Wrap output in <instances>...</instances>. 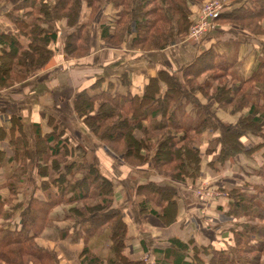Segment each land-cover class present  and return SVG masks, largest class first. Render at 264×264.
<instances>
[{
	"label": "trees",
	"instance_id": "trees-1",
	"mask_svg": "<svg viewBox=\"0 0 264 264\" xmlns=\"http://www.w3.org/2000/svg\"><path fill=\"white\" fill-rule=\"evenodd\" d=\"M205 1L21 0L9 13L18 33L0 36L4 50L9 47L2 57L5 62L0 61V74L4 75L0 85H11L48 65L53 56L50 45L57 42V25L62 21L73 29L64 41L68 57L90 53V26L106 5L112 6L113 13L100 26L104 42L116 46L131 37L134 50L162 51L188 37L193 9ZM214 20L264 34V0H246ZM220 38L215 43L220 46L235 41ZM220 46L203 51L179 72H159L141 95L113 92L109 87L101 90L95 85L92 92L78 93L74 101L86 128L120 162L132 168L147 164L166 180L165 184L148 181L134 189L135 196L143 198L140 213H150L166 224L176 219L180 198L176 183L190 182L193 187L200 176L199 138L203 132L216 133L207 148V155H215L210 164H224L260 150L264 159V62L260 61L249 78L241 79ZM214 104L233 114L248 108V113L236 124H225L217 117ZM249 136L259 140L256 148L247 149L242 142ZM62 137L63 133L58 137L54 132L43 138L38 129L33 148L25 139L12 141L11 170L0 176V191L10 194L0 193V264H61L57 248L39 246V239L59 247H82L80 264H144L125 254L128 225L114 200L113 180L95 162L73 159ZM4 164L0 162V169ZM246 175L258 183L214 188L226 195L224 217L231 220L233 247L198 248L193 242L173 239L168 249L153 251L159 260H165L160 263L264 264V162ZM64 205L70 209L54 215ZM49 229L55 230L54 236L45 235ZM104 239L106 244H99Z\"/></svg>",
	"mask_w": 264,
	"mask_h": 264
},
{
	"label": "crops",
	"instance_id": "crops-1",
	"mask_svg": "<svg viewBox=\"0 0 264 264\" xmlns=\"http://www.w3.org/2000/svg\"><path fill=\"white\" fill-rule=\"evenodd\" d=\"M20 1L4 0V3H0V36H14L18 33L19 28L11 20L9 13ZM112 13V6L106 5L95 17L90 27V53L79 58L65 54L64 41L73 29L69 30L65 21L58 23V39L50 45L53 56L48 65L0 90V162L5 163L0 169L3 172L0 176L11 170L8 162L13 157L12 141L25 139L29 148H33V138L38 129L43 138L56 132L58 137L63 133L62 138L74 144L77 141L82 145L87 144L82 137L85 135L82 133L84 123L80 122L74 108L78 93L84 90L92 92V88L97 85V89L101 90L109 87L113 92L141 95L149 80L159 72H179L198 54L199 48L189 44L187 40L172 44L162 51L150 52L132 49L129 41L116 46L109 45L101 39L100 26L109 20ZM238 37L246 42L243 45L247 48V54L243 56L244 62L234 69L241 79H246L264 58V38H250L245 34ZM213 42L211 38L203 42V50L213 47ZM232 43L233 41L229 42ZM6 49L0 43L2 63L5 62V58L2 60L4 51H9V47ZM213 106L217 117L225 124H236L242 114L248 113V108L233 114L217 108L216 104ZM214 138L216 133L211 130L203 132L199 138L203 159L200 183L202 180L208 181L213 189L235 186L249 180L246 173L263 164V150L251 155H238L235 160L224 164H210L215 155H207V148ZM90 140L89 144L99 147L93 149V155L99 161L101 172L115 184V201L123 211L128 225L125 254L130 259L143 261L144 257H149L153 264L156 257L153 251L168 249L173 239L184 243L193 242V246L198 248L207 246L217 250L225 249L227 243L232 242L231 220L224 217L228 209L226 199L219 197L204 201L196 194L190 182H178L176 185L180 190V198L177 200L176 219L172 223L166 224L150 213L141 214L139 207L143 198L135 196V187L148 181L165 184L166 180L150 170L149 165L132 168L120 162L102 143L100 147L96 138L91 137ZM242 142L247 149H252L256 148L259 140L249 136L243 138ZM87 157V154L76 155L73 159L84 160ZM222 170L226 171L225 174ZM237 170L241 175L236 174ZM154 208L160 211V208ZM145 248L148 249L147 252ZM65 255L64 262L76 264L73 263L75 257L72 258L68 251ZM186 261L192 263L190 258Z\"/></svg>",
	"mask_w": 264,
	"mask_h": 264
},
{
	"label": "rangeland",
	"instance_id": "rangeland-1",
	"mask_svg": "<svg viewBox=\"0 0 264 264\" xmlns=\"http://www.w3.org/2000/svg\"><path fill=\"white\" fill-rule=\"evenodd\" d=\"M3 1L4 0H2L1 2H3ZM245 2H246V0H206L203 4H200L198 6H195L194 9H193L194 12H193V15H192L193 24H192V26L190 28L188 37L187 38H184V39H179L178 41H175V42L171 43V45L172 44H176V43L181 42V41H186L187 40L189 44L191 43L194 47L199 48L198 50L200 52L198 51V54L193 59V60H195L196 57H198L203 51H206L207 50L205 47H204L205 49L203 50L202 46H203V42L207 41L209 38L213 39L214 42H213L212 45L213 46H216L217 48H218V46H220L219 44H215L216 43L217 36H219V37L221 36V38H220L221 41H224L226 39L233 38V39H235V41H233L232 44H228L227 45L226 43H223V45H221L220 47H222L224 49V51L226 52V54L228 56V59L230 61H232V62L235 63V68L237 69V67L240 66L244 62L243 56L245 54H247V51H246L247 48H246L245 45H243L246 42L244 43V40L241 39V38H239L238 35L245 34V35L249 36L250 38L262 39V38H264V34H261V33L258 34L256 32L254 33L252 31H249L248 29L242 30V29L239 28V26L237 24H232L230 22H217V21L214 20L215 18L214 19L211 18V15H210V13L208 12L207 9L210 6L212 8V5H215V10L219 14V13H221L223 11H228V10H232L234 8H237V7L241 6V4H243ZM7 3H9V1H7ZM216 4H217V6H216ZM6 7H7V4L4 5V8H6ZM37 7H39V6H37ZM9 8L10 7L8 6V9ZM37 10H38V8H36L35 12L33 11V13H36ZM29 11H31V10L29 9ZM22 13H24V12H20V14H22ZM93 21H92V23H93ZM204 22H206L208 24L207 27H205V31L202 32L201 36L198 39L192 38L191 36H192V33L194 32L193 31V28L196 27L195 25L198 26V24H201V23H204ZM92 23H91V25H92ZM261 27L264 30V21L261 22ZM69 30H70V28H69ZM214 33H216V34H214ZM131 39L132 38L129 37V39L128 38L125 39L124 42L129 41L130 42L129 45L131 46ZM205 39H207V40H205ZM262 50L264 51V46L262 47ZM136 51H141V50L138 49ZM142 52H150V51H145L144 50ZM75 58H79V57L76 56ZM262 60L264 62V58ZM245 62H247V60H245ZM190 63H188V64H190ZM234 71H235V69H234ZM4 73H5V76H7L5 70H4ZM3 76L4 75L0 74V79L3 78ZM227 80H229V79H227ZM9 86H10V84L2 83L0 85V90L1 89H4V88H7ZM78 119L80 120L81 123H83V120L81 118H79V116H78ZM82 127H83L82 133L85 134L82 137L85 138V142H87V144L85 143V145H82V144H80L77 141L78 143L75 142V144H77V145H75L74 142L72 143V141H67V143L69 144V148H68L69 150H67V151H69V154L70 153L73 154V157L76 156V155L84 156V155L87 154L88 157L85 158V159H87V161H89V162H95L96 166H98L100 168L99 161L98 160L96 161L94 159V155H93L94 154L93 153V149H95V148L97 149L99 147H95V146H93V144H89V143H91L90 142L91 141L90 138L91 137L92 138H96V137L91 134V132L88 130V128H86L85 125H83ZM96 142L101 147L100 140L97 139ZM123 149L124 148H122V151H123ZM97 152H100V151H97ZM59 159L61 160V158H59ZM68 159H69V161L72 160V158H68ZM52 162H53V160H52ZM52 162L50 161V163H52ZM164 170L167 171V168L164 169ZM225 172L226 171H223L224 174H225ZM240 172L242 173V171H240ZM2 173L3 172L0 171V175ZM236 174H240L239 173V170H237ZM200 175H201V173H200ZM200 178L201 177L199 176V178L197 179L196 185L193 186V188L196 190V194L197 195L199 194V191H202L201 193L204 196L203 197L200 196V195H198V196L199 197H202L204 201L210 200V199H215L217 197H222L223 199L226 198L225 193L218 192V191H214V189L212 188L213 185L210 182H208V181H204L203 182V180H202L201 183H200L199 182ZM248 179H250V178L248 177ZM0 181H3V179H1ZM245 181L248 182V183H258V181L256 179L245 180ZM23 184H24V182H23ZM239 184H242V183L239 182ZM253 186H255V184H253ZM19 189H22V185H21V187ZM0 193L3 196H5V197H9V195H10L9 192L6 191V190H1ZM206 193H213V196L210 199H208V198H206V196H207ZM68 197H69V194L66 196L65 199H67ZM115 199H116V197H115ZM99 202H101V199L99 200ZM68 209H70V207L65 206V205L64 206H60L58 209H55L54 210V212H55L54 215L56 213H60V215H62V214L64 215V212H67ZM238 223H240V222H238ZM59 226L60 227H63L64 225H59ZM237 229H238V227H237ZM54 232H55V230L49 229V230H47L45 232V235H48V236L49 235H53L54 236ZM106 242H107V240L104 239L103 242H100L99 244H103L104 245V244H106ZM36 243L39 246H44V247H47L48 249H54L55 250L57 248V252L59 254V257L61 255V258H60L61 264H67L66 262H64L66 260L65 252H67V251L71 254L72 258L75 257V262H73V263L80 264V261H78L79 259L77 257V253H80V250L82 249V247L70 246V245H67V244H63L62 246L59 247V246H56L53 243L45 242L44 239L43 240L39 239V240H37ZM227 244H228L227 245L228 247H233L234 242H231L230 244L227 243ZM192 257L193 256L191 254V258ZM201 257L205 258V256L203 254L201 255ZM149 260H150L149 257L148 258L147 257H144L143 263L144 264H148V263L151 264L150 263L151 260L150 261ZM162 260H164V259L161 258V260H159L158 257H155L153 259V262H155V263H153V264H162V263H160V261L162 262ZM170 261H168V264L171 263ZM68 264H69V262H68Z\"/></svg>",
	"mask_w": 264,
	"mask_h": 264
},
{
	"label": "built area",
	"instance_id": "built-area-1",
	"mask_svg": "<svg viewBox=\"0 0 264 264\" xmlns=\"http://www.w3.org/2000/svg\"><path fill=\"white\" fill-rule=\"evenodd\" d=\"M218 4V3H217ZM217 4H216V6H217ZM219 5V4H218ZM208 10V12L210 13V15H211V18H215L216 17V15L218 14V12L215 10V5H212V8H211V6L207 9ZM207 23L206 22H204V23H201V24H198V26L197 25H195L196 27H194L193 28V33H192V38H194V39H198L200 36H201V34H202V32H204L205 31V27H207ZM202 191H199V194L198 195H200V196H204V195H202V193H201ZM207 194V196H206V198H208V199H210L212 196H213V193H206Z\"/></svg>",
	"mask_w": 264,
	"mask_h": 264
}]
</instances>
